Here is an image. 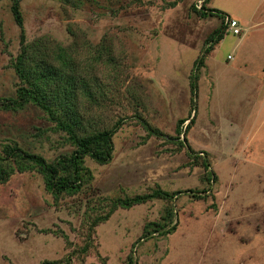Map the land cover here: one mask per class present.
Wrapping results in <instances>:
<instances>
[{
  "label": "rangeland",
  "instance_id": "1",
  "mask_svg": "<svg viewBox=\"0 0 264 264\" xmlns=\"http://www.w3.org/2000/svg\"><path fill=\"white\" fill-rule=\"evenodd\" d=\"M198 1L20 0L24 43L45 44L49 54L61 45L79 64L91 91L79 97L84 120L92 121L86 128L124 123L112 136L108 162L84 157L89 175L74 194L54 197L34 168L0 183V264L67 255L69 264H129V256L132 264H264V0L206 1V8L235 19L239 32L226 25L195 69L205 38L221 23L218 15L192 12ZM10 2L0 0L4 98L20 84L14 62L21 43ZM189 113L195 117L186 143L167 140ZM142 122L164 136L149 135ZM13 143L48 162L73 148L31 103L0 106V152ZM194 154L207 158L214 180ZM154 188L179 194L118 206L80 251L89 223L115 198ZM201 190L206 198L191 196ZM167 220L172 232L143 236Z\"/></svg>",
  "mask_w": 264,
  "mask_h": 264
},
{
  "label": "trees",
  "instance_id": "2",
  "mask_svg": "<svg viewBox=\"0 0 264 264\" xmlns=\"http://www.w3.org/2000/svg\"><path fill=\"white\" fill-rule=\"evenodd\" d=\"M10 1V11L14 22L19 27L21 43L20 53L16 56L14 62L20 84L15 90L14 97H0V106L8 109L22 108L28 103L37 106L46 114L48 120L53 122L55 130L58 129L65 132L67 141L70 142L73 148L69 154L62 155L54 161L48 162L42 155L23 150L15 143L5 144L0 152V183L6 182L15 171L23 172L34 168L42 175L45 189L54 197L62 193L74 194L82 188L85 177L89 175L88 168L83 164L84 157L88 156L99 164L108 162L111 159L113 151L112 136L124 123V118H118L110 127L100 129L86 128L87 122L92 121L90 119L84 120L82 108L85 109V107L81 104L79 97L90 96L91 91L85 78H79L80 66L76 62L74 55L61 45L56 46L53 54H49L45 44L40 45L37 42L24 43L20 0ZM206 1L208 0H203L200 8L192 4V12L201 18L218 15L221 17V23L205 38V47H203L201 55L194 61L195 69L204 64L205 55L223 37L226 28L223 18L224 16H228L218 10L206 8ZM103 48L106 47L103 45ZM191 87H193V84H191ZM190 114L187 118H181L176 121L175 136H167V140L176 141L175 143L179 146H183L186 143L185 131L195 117V114L192 117H190ZM142 124L147 129L149 135L164 136V134L152 128L146 122H142ZM182 129L184 131L181 132ZM186 147L188 150H191L188 144H186ZM201 153L206 155L203 151ZM193 158L201 159L199 164L206 172V179L214 180L213 171L209 168L207 158L198 154H194ZM208 172L212 173L211 178L207 176ZM200 193H206V190L193 193L191 196L202 199L208 196ZM177 194H179V191L167 192L160 188H154L147 193L115 198L104 215L95 216L89 223L86 235L87 241L80 251L82 253L87 251L93 228L98 223L106 220L118 206L130 207L133 204L143 203L153 198L172 199ZM165 212L169 217L173 213L172 208H167ZM170 221L167 220V223L165 222L161 225L156 223L157 228H154L152 231L144 230L143 236L154 232H159L160 234L172 232L175 229V225H170ZM128 259L129 264H132L130 256ZM69 263V255L64 260L58 259L43 262V264Z\"/></svg>",
  "mask_w": 264,
  "mask_h": 264
},
{
  "label": "built area",
  "instance_id": "3",
  "mask_svg": "<svg viewBox=\"0 0 264 264\" xmlns=\"http://www.w3.org/2000/svg\"><path fill=\"white\" fill-rule=\"evenodd\" d=\"M201 4H202V1H198L195 3V6L197 8H200ZM223 23L225 25H228L230 28H232L233 34H237L239 32V30H238L239 28L237 27V22L235 19L230 18L229 16H224ZM228 57H229V55H228Z\"/></svg>",
  "mask_w": 264,
  "mask_h": 264
}]
</instances>
